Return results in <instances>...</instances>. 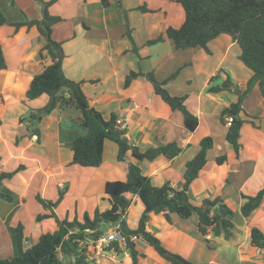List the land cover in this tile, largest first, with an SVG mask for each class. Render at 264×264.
Wrapping results in <instances>:
<instances>
[{
  "label": "crops",
  "instance_id": "1",
  "mask_svg": "<svg viewBox=\"0 0 264 264\" xmlns=\"http://www.w3.org/2000/svg\"><path fill=\"white\" fill-rule=\"evenodd\" d=\"M43 1L47 0H0V10L5 16V23L0 25V46L7 64V68L0 69V171L23 165L0 185L1 191L12 195V200L0 197V257L17 254L15 227L19 223L28 238L25 246L37 241L42 232L56 229L53 217L36 219L37 214L49 212L36 200L37 193L42 198L56 200L59 190H63L54 212L59 218L82 220L84 212L91 216L95 209L103 211L110 207L109 196L104 192L105 182L125 180L129 163L138 165L153 185L168 182L180 187L186 162L198 152L200 139L210 136L213 145L207 151L205 164L189 185V194L194 203L204 197L220 196L234 211L231 235L225 238L223 234L214 236L209 231L206 235L209 247L196 228V214L181 218L171 213L167 219L162 212L150 213L145 228L165 248L196 263L264 264V248L250 243L251 226L264 232V197L252 215L244 217L240 213L241 194L254 195L264 188V97L258 85H253L241 101L239 116L243 122L237 153L225 139L227 124L220 120L221 111L238 98L235 88L244 90L252 73L238 58L239 45L229 34L222 33L208 42L210 53L199 46L175 48L165 31L167 26L178 27L184 13L173 0H108L107 6L100 0L53 2L49 12L62 20L52 26L51 37L62 42L63 72L68 78L82 82L81 88L89 103L105 118L115 113L120 125L126 128L129 143L141 150L158 142H175L181 147L172 158L159 155L152 161L139 160L128 151L124 161L119 162L116 143L105 140L102 163L95 168L81 167L70 164L72 151L67 142L83 134L84 127L66 119V113H59L57 108L33 125L23 116L27 107L36 110L48 100L44 93L27 99L25 90L33 75L50 58L40 57L46 40L35 26L16 28L12 24L40 19ZM139 5L156 11L142 12L137 9ZM61 26H64L62 31ZM114 26L119 28L115 33ZM129 36L138 47L139 55L132 51ZM158 36L163 41L144 44ZM184 63L187 65L164 87L172 95H186L187 109L198 118L193 131L184 126L179 110H173L154 93L144 76L134 78L127 87L123 85L130 70L153 71L157 80H163ZM227 75L233 85L218 91L208 90L210 86L221 85ZM61 91L68 95L66 89ZM43 121H47L45 126ZM49 125L56 130L52 149L45 146V128ZM220 155L226 159L217 163L216 157ZM30 188H33L31 192ZM143 208L140 199L133 196L125 216L129 228L137 227ZM134 244L135 262L122 248L114 253L104 251L92 261L96 264H171L142 238Z\"/></svg>",
  "mask_w": 264,
  "mask_h": 264
},
{
  "label": "trees",
  "instance_id": "2",
  "mask_svg": "<svg viewBox=\"0 0 264 264\" xmlns=\"http://www.w3.org/2000/svg\"><path fill=\"white\" fill-rule=\"evenodd\" d=\"M56 0H47L42 3V16L40 19L15 22L16 28L26 25L35 26L43 35L46 42L40 51V57L50 58L42 69L33 75L25 90L27 99H34L41 94H47L46 104L36 110H32L27 119L35 124L42 116L49 114L55 108L78 110L76 120L85 128L83 134L75 136L68 141L72 151L70 164L81 167H98L103 161V145L105 140H110L117 145L116 160L124 161L128 151L139 160L152 161L159 155L172 158L181 151V147L175 142H158L141 150L138 146L131 145L126 137V128L118 122L117 115L111 113L108 118L103 117L101 111L89 103L87 96L81 88V81L68 78L62 69L64 52L62 42L51 37L52 26L62 20L59 15L49 12V6ZM183 10L184 18L178 27L167 26L165 35L170 39L175 48L185 49L189 47H202L210 53L208 42L222 33L229 34L233 41L240 47L238 58L252 71L247 86L238 92V98L221 111L220 120L227 124L225 139L235 152L239 150L240 127L243 119L239 116L242 98L255 84L258 85L261 95L264 97V0H173ZM14 2V0H12ZM103 6L108 5V0H100ZM120 2V0H119ZM142 12L156 11L146 5L137 7ZM5 23V16L0 10V25ZM132 40V38L129 36ZM163 41L162 36L148 39L145 45H153ZM132 51L138 53V47L132 40ZM187 63L179 66L173 73L163 80H157L153 71L130 70L124 79V87L138 76H144L152 85L153 91L160 99L166 102L173 110H179L183 116V124L193 131L198 124V118L192 114L185 105L186 95H172L164 87V84L175 78L179 71ZM7 68L2 47L0 46V69ZM211 77V79H213ZM94 81V80H92ZM233 85L227 75L221 85L210 86L209 91H218L224 87ZM62 89H66L68 95H64ZM63 110V111H64ZM232 116L230 123L226 117ZM26 118V117H25ZM32 124V125H33ZM33 131L38 132L36 128ZM213 139L204 136L199 141L198 152L185 164L183 172V184L173 187L168 182L161 186L153 185L150 178L141 172L138 165L129 163L126 166L125 180H110L105 182L104 192L109 196L110 207L99 211L95 209L90 216L84 212L82 220L74 218H59L54 212V207L63 197V190H59L56 200L45 199L39 193L35 195L48 213H39L36 219L39 221L46 217H53L56 221V229L42 232L37 241L25 246L28 238L23 234L22 224L15 227L17 254L13 257H0V264H87L88 259L85 249L79 246L81 240L96 239L102 232L103 223H118L122 232L141 237L153 247L160 256L171 264H200L193 262L179 253L165 248L153 232L146 230L145 225L150 213L162 212L169 219L171 213H176L181 218H188L193 214L198 216L196 228L203 241L211 247L206 235L209 231L214 236L223 234L225 238L231 235L233 227L231 210L216 195L204 197L199 203H194L189 194V185L197 177L200 169L206 162L207 151L212 147ZM226 159L225 155L216 157V162L221 163ZM23 168L19 164L15 169L0 171V185L3 179H10ZM137 196L143 203V211L139 217L136 228H129L125 219L133 196ZM0 197L12 200V195L0 190ZM264 197V188L256 194H241L240 213L249 217L260 206ZM250 243L254 247L264 248V232L257 226L250 228ZM116 251L120 247L115 243ZM127 251L133 262L136 261L137 251L134 241L128 240Z\"/></svg>",
  "mask_w": 264,
  "mask_h": 264
},
{
  "label": "built area",
  "instance_id": "3",
  "mask_svg": "<svg viewBox=\"0 0 264 264\" xmlns=\"http://www.w3.org/2000/svg\"><path fill=\"white\" fill-rule=\"evenodd\" d=\"M232 116L226 117V122L230 123ZM36 139V135H32ZM138 238L133 234H125L121 231L118 223H113L112 227L103 231L96 239L81 240L79 246L85 249L87 259H92L94 256L102 254L104 251L111 253L116 252L114 244L116 243L120 248L127 251V242L135 241Z\"/></svg>",
  "mask_w": 264,
  "mask_h": 264
},
{
  "label": "rangeland",
  "instance_id": "4",
  "mask_svg": "<svg viewBox=\"0 0 264 264\" xmlns=\"http://www.w3.org/2000/svg\"><path fill=\"white\" fill-rule=\"evenodd\" d=\"M60 28V30L62 31V28H64V26H61V27H59ZM113 29H114V33L119 29L117 26H114L113 27ZM115 38H116V34H115V36H114ZM167 68V67H166ZM27 109L28 110H26L24 113H23V116L24 117H28V115H29V113L32 111L31 109H30V107H27ZM58 109V112L59 113H61L64 109H61V108H57ZM64 112L66 113V115H67V117H66V119H68L69 118V120L73 123V122H76L77 124H78V126L80 127V125H79V123L76 121V120H73V118L74 117H76V114H77V112H78V110H71V109H66V110H64ZM46 122L47 121H43L42 122V124L45 126V124H46ZM37 123V122H36ZM35 123V124H36ZM31 124H33V123H31ZM51 125H49V127H47V128H45V131H46V139H45V141H47V145L45 144V146L46 147H49L50 149H52L53 147H54V144H55V141H54V131H56V130H54V128H53V126L52 127H50ZM17 131V130H16ZM61 131L62 132H66V130H64V128H61ZM78 133H79V131H78ZM71 134H73V132L71 131ZM110 141V140H109ZM113 142V141H112ZM53 152H54V150H53ZM48 153H51V151H48ZM33 189V188H32ZM32 189L30 188V192L32 191ZM47 192H49V190L47 191ZM109 224L110 223H103L102 225H101V228L103 229V231L105 230V229H108L109 228ZM112 227V226H111ZM109 230V229H108ZM105 231H107V230H105ZM104 231V232H105ZM138 238H141V237H138ZM138 238H136V240L138 239ZM87 264H96L94 261H92V259H88V262H87Z\"/></svg>",
  "mask_w": 264,
  "mask_h": 264
}]
</instances>
